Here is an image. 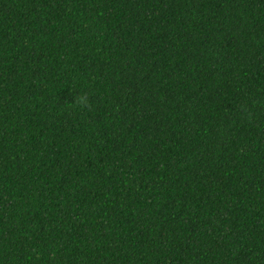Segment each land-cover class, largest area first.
<instances>
[{
	"label": "trees",
	"instance_id": "trees-1",
	"mask_svg": "<svg viewBox=\"0 0 264 264\" xmlns=\"http://www.w3.org/2000/svg\"><path fill=\"white\" fill-rule=\"evenodd\" d=\"M0 264H264V0H0Z\"/></svg>",
	"mask_w": 264,
	"mask_h": 264
}]
</instances>
